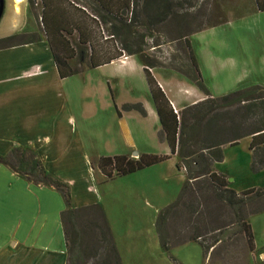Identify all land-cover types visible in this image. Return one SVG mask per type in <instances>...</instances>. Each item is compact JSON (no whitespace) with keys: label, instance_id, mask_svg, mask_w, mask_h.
<instances>
[{"label":"crops","instance_id":"1","mask_svg":"<svg viewBox=\"0 0 264 264\" xmlns=\"http://www.w3.org/2000/svg\"><path fill=\"white\" fill-rule=\"evenodd\" d=\"M2 2L0 38L34 34L37 40L0 49V155L12 148L32 151L47 174L69 187L70 207L99 203L105 215L95 184L87 179L89 161L76 125V114L82 111L77 112L74 104L77 90L71 98L68 93L77 81L69 80L83 71L109 66L122 71L137 67L142 72L134 54L116 44L129 35L132 0H19L17 12L13 0ZM258 3L264 7V0ZM187 41L199 78L211 95L264 86V10L196 31ZM51 49L67 57L71 75L59 76ZM207 77L220 79L213 86L218 87L216 92ZM242 139L250 154V137L238 141ZM121 141L131 144V139L129 144L123 137ZM238 141L221 147L222 160L213 163L215 171L223 162V150ZM121 154L126 155H112ZM72 183L82 185L83 194L75 197ZM65 207L53 187L26 181L0 164V242L4 243L0 247L23 250L19 257L23 263L65 264L59 220Z\"/></svg>","mask_w":264,"mask_h":264},{"label":"rangeland","instance_id":"2","mask_svg":"<svg viewBox=\"0 0 264 264\" xmlns=\"http://www.w3.org/2000/svg\"><path fill=\"white\" fill-rule=\"evenodd\" d=\"M172 2L180 4L181 8H173V14L160 23H153L152 19L139 12V7H135L128 24L129 35L120 42L136 52V61L139 57L148 65L147 72L156 85H160L158 87L172 103L170 106L175 112L181 106L203 98L192 82L196 73L190 63L189 50L184 40H188L189 35L196 31L250 14L256 8L253 0ZM102 32L107 34L106 29ZM91 40L95 44V40ZM73 42L71 39L72 44ZM70 63L75 62L70 60ZM70 79V82L77 81V87L69 88L68 93L71 98L72 93L77 90L74 104L78 108L77 112L82 111L76 114V125L81 132L89 161L85 169L87 179L95 184L101 198L105 221L112 228L120 264H264V210L247 218L253 241L251 251L236 227L220 232L219 237L223 243L229 244L222 260L211 262L204 259L195 242L171 247L166 252L160 248L153 226L156 214L175 199L183 180L182 171L174 167L175 155L155 165L110 179L105 178L96 166L97 157L112 154L123 153L130 158L136 157L132 153L140 152L168 155L165 142L157 137L159 125L141 70L134 67L129 71H122L109 66L83 71ZM206 80L212 91L216 92L218 87L213 86H218L220 79L207 77ZM226 111L235 113L236 116L241 114L236 105ZM120 137L128 144L131 139V144L125 145ZM245 142L242 139L236 146L225 148L223 162L216 168L227 175H224L227 187L235 191L264 186V166L254 173L249 170L250 154L246 151ZM212 169L215 171L213 166ZM219 171L216 172L221 174ZM90 186L91 184L88 190L91 189ZM71 190L75 197L83 194L82 185L77 183L71 184ZM199 203L203 207L204 202ZM95 204L101 208L99 203ZM178 217H174L168 224L169 233L182 226L183 219ZM2 234L0 230V238ZM209 238V235H203L196 242L206 246ZM3 248L0 247V264H13V261L14 264H25L19 259L24 255L23 250L20 253L18 248L11 247L8 251ZM103 260L102 255H96L94 258L80 260V264H103Z\"/></svg>","mask_w":264,"mask_h":264},{"label":"trees","instance_id":"3","mask_svg":"<svg viewBox=\"0 0 264 264\" xmlns=\"http://www.w3.org/2000/svg\"><path fill=\"white\" fill-rule=\"evenodd\" d=\"M253 1L256 10H264L258 0ZM131 4L130 14L139 7V12L152 19L153 23H160L171 16L173 8H181L172 0H132ZM36 40L34 34H13L0 38V49ZM184 43L196 73L193 85L203 98L181 106L175 112L145 69L148 65L137 58L159 125L157 137L165 142L168 155L141 153L135 158L122 154L100 156L96 166L105 178L110 179L155 165L174 154V167L182 171L183 180L175 199L156 214L153 226L157 242L165 252L171 247L195 242L202 257L212 262L224 259L227 253L229 244L223 243L219 237L220 232L227 228L236 227L248 250L253 248L247 218L264 210V186L235 191L227 187L225 176L214 171L212 166L222 160L223 145L232 146L245 136L250 137L249 170L254 173L264 166V86L248 85L218 97L211 96L199 78L188 41L184 40ZM119 44L123 51L135 55L136 52L128 45L120 41ZM52 58L61 78L72 74L65 61L67 57H59L52 52ZM235 105L241 113L239 116L226 111ZM0 164L26 181L53 187L61 195L66 206L59 213L66 264H80V260L96 255L104 257L103 264H120L99 205L70 207L67 185L47 174L32 151L12 148L5 155H0ZM200 201L204 202L203 207ZM176 216L182 217V226L169 233L167 226ZM203 235L210 236L206 246L196 242Z\"/></svg>","mask_w":264,"mask_h":264},{"label":"water","instance_id":"4","mask_svg":"<svg viewBox=\"0 0 264 264\" xmlns=\"http://www.w3.org/2000/svg\"><path fill=\"white\" fill-rule=\"evenodd\" d=\"M2 6H3V2L2 0H0V15H1V11H2ZM134 156L136 155L135 153H132Z\"/></svg>","mask_w":264,"mask_h":264},{"label":"bare ground","instance_id":"5","mask_svg":"<svg viewBox=\"0 0 264 264\" xmlns=\"http://www.w3.org/2000/svg\"><path fill=\"white\" fill-rule=\"evenodd\" d=\"M19 0H13V2L15 3V5H14V10L17 12V2H18Z\"/></svg>","mask_w":264,"mask_h":264}]
</instances>
